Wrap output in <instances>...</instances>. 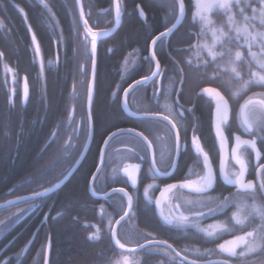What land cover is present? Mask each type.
Here are the masks:
<instances>
[{
  "label": "trees",
  "instance_id": "trees-1",
  "mask_svg": "<svg viewBox=\"0 0 264 264\" xmlns=\"http://www.w3.org/2000/svg\"><path fill=\"white\" fill-rule=\"evenodd\" d=\"M183 1L187 6L184 24L158 45L181 48L171 54L188 77L187 88L189 79L198 72L227 96H232V87L244 85L250 92H264V83L254 80L257 75L264 76V67L259 65L264 62V41L257 40L255 47L248 49L249 40L234 34L238 27L251 26L252 19L264 10L262 0H242L230 12L215 11L212 28L221 31L217 36L202 31L193 19L194 0ZM82 2L92 28H105L112 21L113 0ZM139 4L148 24L139 16ZM121 7L120 28L98 43L91 153L70 181L40 200L47 204L52 199L54 205L47 224L37 233L30 256H23L24 246L34 234L29 229L21 241L13 242L0 264H45L48 236L51 264H97L94 255L99 246L87 239L84 233L88 229L76 221L83 205L94 219L86 191L95 170L93 153L120 115L112 102L114 96L121 95L127 80L142 76L146 69L142 57L151 41L167 30L177 15L175 0H121ZM104 10L108 13L99 14ZM254 27L261 28L257 23ZM237 52L241 53L239 60ZM6 70L12 74L8 76ZM91 71V42L83 36L76 0H0V204L45 191L62 179L65 154L71 148L66 142L87 139ZM24 77L29 87L25 103ZM16 207L0 210V247L14 236L11 228Z\"/></svg>",
  "mask_w": 264,
  "mask_h": 264
},
{
  "label": "flooded vegetation",
  "instance_id": "flooded-vegetation-1",
  "mask_svg": "<svg viewBox=\"0 0 264 264\" xmlns=\"http://www.w3.org/2000/svg\"><path fill=\"white\" fill-rule=\"evenodd\" d=\"M176 5L178 15L177 2ZM120 8L121 26L123 13L121 6ZM137 9L142 10L145 19L141 17L140 12L139 16L144 24H148L147 14L141 4ZM108 10L100 11L99 14H106ZM111 10L114 17L105 28H92L87 21L91 29L102 31L113 28L116 16L113 5ZM85 15L89 17V13ZM94 26L97 27V23H94ZM82 31L86 37L83 27ZM158 43L154 51L160 65L158 74L151 82L137 87L127 96L128 108L134 115L155 117H131L123 109V94L129 86L157 73L156 63L150 55V43L146 55L142 57L146 66L145 72L132 82L127 80V86L123 88L121 95L114 96L112 102L119 108L120 115L101 143L97 144V151L95 149L93 153L96 160L95 170L88 181L86 191L91 199L94 219L92 220L83 205L81 218L76 221L80 227L88 229L84 233L87 239L99 246L94 255L97 264H264V239L259 238L264 221L255 211H264V188L261 187L264 182V130L261 128L264 114L260 110L264 96H258L264 95V92L248 91L227 96L220 88L206 82L198 72L192 78L189 77L191 87L187 88L188 77L171 54V51L181 48ZM34 47L35 51H38L36 43ZM208 88L219 90L228 102V119L222 125L223 149L220 148L215 131L216 104L210 96L202 93ZM248 101L252 103L246 105ZM245 115L252 124L251 130H246L243 122ZM87 121V139L84 142H66L71 148H68L65 154L66 165L61 180L68 175L86 148L90 130L88 117ZM119 131L121 133L113 137L105 149L102 169L91 188V179L100 164L104 143L110 135ZM177 132L179 153L176 150ZM140 133L147 137L150 148L139 136ZM236 136H239L241 141H254L256 148L241 144L237 149ZM194 140L203 149V153H207L216 175L214 190H209L208 193H196L191 189L179 187L186 180H199L206 171L203 167V153L195 149ZM91 146L79 168L91 153ZM237 156L245 162L243 183L247 185L251 182L254 185L252 189L245 190L237 185H229L223 180L224 173L230 177L240 173V165L236 163ZM221 161L224 163L223 172L219 167ZM162 173L167 175H161ZM132 177L136 179L135 184L132 183ZM171 184L178 187L163 192V189ZM129 196L132 198L131 208L128 204ZM216 197H220L219 201ZM225 197L232 202L219 209L216 214L207 215L208 208H217ZM41 199L16 205L15 222L11 228L14 230V236L0 247V252L9 244L11 246L16 239L21 241L25 237L23 234L30 229L34 234L24 246L23 253L24 257L30 256L29 252L36 241L37 233L47 224L54 205L52 199L47 204H43ZM238 205L244 206L242 210L238 209ZM197 211H202L205 215L196 216ZM181 214L188 216L189 220L179 222L178 217ZM236 214L244 220L243 224L235 223L233 216ZM217 225L219 227H216ZM209 232L212 235H209ZM248 232H252L253 236H247ZM237 237H243L244 240H237ZM117 240L127 251L117 247ZM48 242L51 244L50 236L47 237L46 244ZM220 245L234 249V254L221 250Z\"/></svg>",
  "mask_w": 264,
  "mask_h": 264
},
{
  "label": "snow or ice",
  "instance_id": "snow-or-ice-1",
  "mask_svg": "<svg viewBox=\"0 0 264 264\" xmlns=\"http://www.w3.org/2000/svg\"><path fill=\"white\" fill-rule=\"evenodd\" d=\"M219 6L222 7V8H227L228 4H227V2L225 0V3H223V4L219 5ZM180 11H181V13L184 12L183 0H181ZM117 13L119 14V9H117ZM92 35H93V45L92 46H93V51H95V46H96V44H95V36H96V33H93ZM165 35H167V33H161L160 36H157L155 39H153L151 41L152 45H155L157 40H159L162 36H165ZM261 35H264V34H261ZM205 47H207V45H205ZM209 51L211 53L212 49L210 48ZM235 55H236V59H240L241 58V53L237 52ZM233 71H235V69H233ZM158 72H159V65L157 64V73H153V75L154 76L157 75ZM147 80H148V78L145 77L144 78V82H146ZM259 80L261 82H264V76L259 77ZM141 83H142L141 81H137L136 82L137 85H140ZM204 92L205 93H213V92H215V95L218 98L217 101H216V109H215V112H216L215 131H216V135H217V137L219 139L220 148L223 149V147H224V137H223V132H222V125L224 123H226V121L228 119V112H229L228 102H227V100L224 99L223 95L220 94L219 92H217L215 89H204ZM25 94H26V89H25ZM250 103H252V101L246 102V105L250 104ZM260 110H261V113L264 114V103L260 104ZM165 119H167V118H165ZM243 122L246 125V130H251L252 129V124L249 123L247 115L244 116V121ZM173 127H175V125H173ZM261 128H262V130H264V120H261ZM113 135H115V134H113ZM139 135L148 144V146L150 148L151 144H150V142H148L147 137L143 136V133H140ZM235 141H236L237 149L240 147L241 144L249 145L253 149L256 148V145H255L254 141H247V140L241 141V138L239 136L235 137ZM105 143H106V141H105ZM193 145H194L195 149L198 152L203 153V149L200 147V145L198 144V142L196 140L193 141ZM176 150H177V153H179L180 145H179V133L178 132H177V149ZM236 163L240 165V169H241L240 173L238 175H233L232 177H230L227 173H224L223 180L229 185H237L240 188L245 189V190L252 189L254 187V185H252L251 182H249L247 185L243 183V174H244V171L246 170L245 162L242 159H240L239 156H237L236 157ZM170 166H172V165H170ZM203 167H204V169L206 171H205V174L199 178V180H197V181L186 180L182 184H180L179 187L188 188V189H191L192 191H194L196 193H201V194L208 193L209 190H214V186L216 184V175H215L214 170L212 168V165H211V163L209 161V157H208L207 153H203ZM219 167H220V171L223 172L224 171V163H223V161H221ZM156 171L159 172L158 169H156ZM125 172H127V169H125ZM161 175H167V173H162ZM132 183L133 184L136 183L135 177H132ZM149 187H152V186H149ZM177 187H178V185H176V184L167 185L163 189V192H168V191H170L172 189H175ZM261 187L264 188V182L261 183ZM50 191L51 190L49 189V190H46L45 192L35 193L34 197L46 196V195L49 194ZM121 191H123V190L121 189ZM163 192L161 193L162 195H163ZM146 194H147V190H146ZM215 199L217 201H219L220 197H216ZM131 202H132V198L129 196L128 197L129 208H131ZM231 202L232 201L229 200V198H227V197L223 198V203H219L217 208H208L207 215L216 214V212L219 209L225 207L226 204L231 203ZM157 203H159V201H157ZM201 206H203V205H201ZM243 207L244 206L238 205V209L239 210H242ZM255 211L259 215L260 219L262 221H264V211H261L260 209H255ZM125 215H127V213H125ZM195 215L196 216H202V215H205V213L202 212V211H197L195 213ZM249 215H250V213H249ZM233 219L235 220V223H237V224H243L244 223V220L239 216V214L234 215ZM188 220H189V217L185 216L183 214H181L178 217V221L181 222V223L187 222ZM169 223H171V221H169ZM216 227H219V225H217ZM208 234L212 235V233H210V232ZM247 236L252 237L253 233L252 232H248ZM259 238L260 239H264V225H262V227H261V230H260V233H259ZM237 240L243 241L244 238L243 237H237ZM116 243L119 245L120 248H124V245L120 244L119 240H117ZM164 243H166V242H164ZM220 248H221V250H223L225 252H228L229 254H234V249H232V248H226L225 245H220Z\"/></svg>",
  "mask_w": 264,
  "mask_h": 264
},
{
  "label": "water",
  "instance_id": "water-1",
  "mask_svg": "<svg viewBox=\"0 0 264 264\" xmlns=\"http://www.w3.org/2000/svg\"><path fill=\"white\" fill-rule=\"evenodd\" d=\"M175 1L178 4V15H177L176 21L174 22V24L168 30L163 32V33H167V35L162 36L159 40H157L155 45H152V43L150 45V55L154 59V61L156 63V66H157V64L159 65V63H158V61H157V59L155 58V55H154V51H155V47H156L157 43L159 41H161L162 39L169 38L172 34H174L176 31H178L179 28L182 26V24L184 23V21L186 19L187 9H186V5H185L184 1H183V6H184V12L183 13H181V11H180L181 0H175ZM76 3H77V8H78L80 22H81V25L83 27L85 36L91 42V54H92V71H91V78H90V84H89V88H88L87 104H86V112H87V117H88L89 124H90V130H89V137H88L86 148H85L83 154L81 155L80 159L75 164V166L71 169V171L68 173V175L63 180H61L58 184H56L55 186L49 188L51 191L49 192L48 195H46V196H38V197H34V195H30V196H26V197H22V198L13 199V200H10V201H8L6 203L0 204V210L9 208V207H12V206H15V205H18V204L23 203V202L31 201V200H34V199L45 198V197H48L49 195H52L56 191H58L60 188H62L68 182V180L71 178V176L79 168L80 164L82 163L83 159L86 156V153H87L89 147L92 144L93 135H94L93 118H92V107H93L94 92H95V78H96V69H97L98 43L100 41H102V40L110 38L118 30V28L120 26V23H121V19H122L121 8H120L121 2H120V0H113V8H114V11H115V14H116V16H115V25L113 26V28H111L109 30H102V31H94V30L91 29V27L89 26V24L87 22V19H86L88 15H85L82 0H76ZM117 9H119V14L117 13ZM139 12H140L141 17L143 19H145V15L142 12V10H139ZM93 33H96V36H95V44H96L95 51H93V46H92L93 45V35H92ZM158 36H160V34ZM159 70H160V65H159ZM154 77L155 76H152V77L148 78V80L146 82H144V79H141V80H139V81L142 82L140 85H137L136 82H135L132 85H130L129 88L124 92V94H123V109L126 112V114H128L131 117H138V118H152V117H155V116H144V115L143 116H136L129 110L128 105H127V96H129V94L134 89H136L137 87H140L142 85H145L148 82H151ZM25 89H26V94H25ZM208 89H214V88H208ZM215 90L217 92H219L220 94H222L219 90H217V89H215ZM28 92H29V88H28V85H27V80H26V78H24V82H23V99H24V102L26 101V99L28 97ZM202 93H205L204 90L202 91ZM206 94H207V96H210L213 99L214 103L216 104V101H217L218 98L216 97L215 92L206 93ZM119 133H121V132L120 131L119 132H115V133H113L115 135L112 134L106 139V143H104V146H103V149H102L100 164H99L95 174L93 175V177L91 179V183H90V187L91 188L93 186V183H94L96 177L98 176V174L100 173V171L102 169L103 161H104V155H105V149H106L107 145L109 144L111 139L113 137H115ZM49 189H47V190H49ZM45 191H42V192H45ZM29 245H31V243ZM116 245H117V247L119 249H121L123 251H127L125 248H120L118 244H116ZM9 246H10V244L3 251L0 252V258L7 251ZM128 251H131V250H128ZM50 253H51V244H50V242H48L47 248H46V255H45V264H49Z\"/></svg>",
  "mask_w": 264,
  "mask_h": 264
},
{
  "label": "rangeland",
  "instance_id": "rangeland-1",
  "mask_svg": "<svg viewBox=\"0 0 264 264\" xmlns=\"http://www.w3.org/2000/svg\"><path fill=\"white\" fill-rule=\"evenodd\" d=\"M241 1L242 0H226L228 7L222 8L219 5L225 3V0H194L195 8H194L193 19L200 25L202 31H204L205 33L210 32L213 36H217L216 34L221 33V31L212 28V25H213L212 14L215 11L230 12L232 9V6L235 4H238ZM260 3H261L262 8L264 9V0H262ZM263 12H264V10L262 12H260L259 15L254 17V20L252 19L253 22H251L252 24L250 27H248V26L243 27L242 26L240 28L238 27V28L234 29L235 35L245 37L249 40L250 44L247 46L248 49L255 47V43L257 42V40L262 41V42L264 41V35H261V34H264V27L262 26V25H264V13ZM254 23L259 24L261 26V28L254 27ZM216 39H218V37H216ZM253 42H254V45H253ZM243 46H245V44ZM236 60H239V59H236ZM259 65H262L264 67V62H262ZM6 73L8 76L10 75V73L12 74V72L10 70H6ZM259 77H261V75L255 76L254 80L256 82H259V84L261 85L264 82H261L259 80ZM248 91L249 90H248V87L246 85H244L242 87H232L230 89V92L232 94L233 93L234 94H239V93L242 94V93L248 92ZM258 96H264V95L259 94Z\"/></svg>",
  "mask_w": 264,
  "mask_h": 264
}]
</instances>
